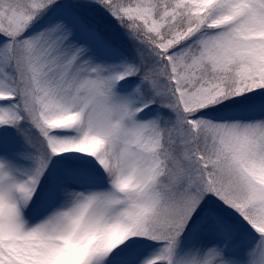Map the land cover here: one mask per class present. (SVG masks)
Listing matches in <instances>:
<instances>
[{
  "label": "snow or ice",
  "instance_id": "1",
  "mask_svg": "<svg viewBox=\"0 0 264 264\" xmlns=\"http://www.w3.org/2000/svg\"><path fill=\"white\" fill-rule=\"evenodd\" d=\"M0 264H264V0H0Z\"/></svg>",
  "mask_w": 264,
  "mask_h": 264
}]
</instances>
